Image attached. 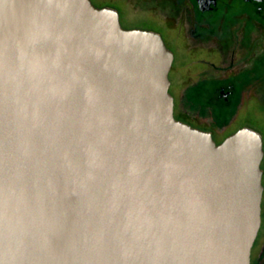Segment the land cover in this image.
Instances as JSON below:
<instances>
[{
	"label": "water",
	"instance_id": "obj_1",
	"mask_svg": "<svg viewBox=\"0 0 264 264\" xmlns=\"http://www.w3.org/2000/svg\"><path fill=\"white\" fill-rule=\"evenodd\" d=\"M172 61L91 0H0V264H251L262 136L177 120Z\"/></svg>",
	"mask_w": 264,
	"mask_h": 264
},
{
	"label": "flooded vegetation",
	"instance_id": "obj_2",
	"mask_svg": "<svg viewBox=\"0 0 264 264\" xmlns=\"http://www.w3.org/2000/svg\"><path fill=\"white\" fill-rule=\"evenodd\" d=\"M91 2L114 9L121 25L126 18L125 29L161 36L173 54L168 77L177 120L217 144L243 128L260 133L246 122L233 126L253 105L264 108V0ZM251 264H264V244L255 258L251 251Z\"/></svg>",
	"mask_w": 264,
	"mask_h": 264
},
{
	"label": "rangeland",
	"instance_id": "obj_3",
	"mask_svg": "<svg viewBox=\"0 0 264 264\" xmlns=\"http://www.w3.org/2000/svg\"><path fill=\"white\" fill-rule=\"evenodd\" d=\"M97 4V2H95ZM122 26L124 28L129 27L128 22L126 18H124L122 22ZM169 41V40H168ZM170 43V42H168ZM176 89V86H173V91ZM243 122L249 123L253 125V127L258 130L264 137V108L257 104L253 105V107L246 110L244 113L241 114V116L238 118V122L236 123V126H233L234 128L237 127V124H241ZM261 169L263 172L262 177V185L264 188V159L261 163ZM262 212H261V227L259 229L257 238L253 245L252 250V256L255 258L259 250L264 244V191H263V198H262V204H261Z\"/></svg>",
	"mask_w": 264,
	"mask_h": 264
}]
</instances>
